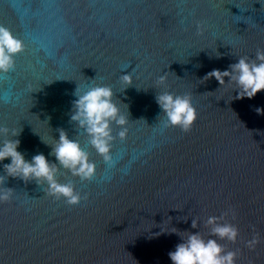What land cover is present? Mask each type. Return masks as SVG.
Wrapping results in <instances>:
<instances>
[{
    "label": "water",
    "instance_id": "water-1",
    "mask_svg": "<svg viewBox=\"0 0 264 264\" xmlns=\"http://www.w3.org/2000/svg\"><path fill=\"white\" fill-rule=\"evenodd\" d=\"M0 25L24 44L0 71V126L20 132L25 159L57 164L49 144L62 128L96 165L91 179L57 174L81 194L76 205L35 180L5 181L14 192L0 202V264H172L181 236L207 239L203 221L224 212L239 236L219 242L236 264H264V90L236 99L229 77L204 80L264 49V0H0ZM77 84L110 86L128 118L123 139L112 124L108 161L70 122ZM164 91L191 96L190 131L165 125L155 99Z\"/></svg>",
    "mask_w": 264,
    "mask_h": 264
},
{
    "label": "clouds",
    "instance_id": "clouds-1",
    "mask_svg": "<svg viewBox=\"0 0 264 264\" xmlns=\"http://www.w3.org/2000/svg\"><path fill=\"white\" fill-rule=\"evenodd\" d=\"M197 29L199 33L201 25L198 24ZM23 48V41L13 35L10 29L0 25V71L7 73L13 69L14 57ZM212 77H215L221 86L225 84V77H229L228 82H234L235 90H238L236 99L255 97L258 92L264 90V49L258 48L254 58L239 56L238 62L230 64L229 69L223 71L213 69L206 74L204 80ZM121 79L124 83L131 85V77L128 73L123 74ZM165 79L166 76L161 75L159 83L163 84ZM74 95L77 98L72 102L70 122H74L78 129L77 137L82 129L88 137V143L96 152L106 161L110 160L111 143L115 139L112 134V124L115 123L120 128L118 136L123 139L126 136L125 125L128 122V118L121 113L112 99L114 95L112 88L107 85H96L81 92L77 84ZM155 99L166 117L164 121L166 126L180 127L185 132L191 130L197 119V112L189 94L180 95L164 91L157 93ZM256 112L264 114V109L256 108ZM58 131L59 139H56L55 144H49L52 146L49 155L55 156L57 164L49 162L43 153L34 155L31 160L25 159L24 154L18 151L20 140L12 139L20 132L9 129L7 126H0V136L4 137L0 141V162L6 158L11 159L10 163L3 164L4 174L0 175V202L10 201L14 192V189L3 186L5 181L9 177H18L26 182L35 180L38 185L44 186V192L46 191L57 200L63 198L69 205L80 203L82 197L75 190L74 184L71 181L60 183L57 174L64 169L82 180L91 179L95 174L96 165L78 139H70L62 128ZM227 215L228 212H224L220 216H209L203 221L204 226L209 228L207 239L200 231L189 232L187 238H184L173 227L169 232L180 235L183 242L178 243L175 250L168 253L172 264H236L237 252L227 250L226 246L219 242L227 240L235 243L239 236V228L227 222ZM233 218H235L234 212ZM198 222L194 218L191 227L198 228L200 225ZM162 231L166 230L162 228ZM257 243L259 238L254 236L247 245L252 248Z\"/></svg>",
    "mask_w": 264,
    "mask_h": 264
}]
</instances>
